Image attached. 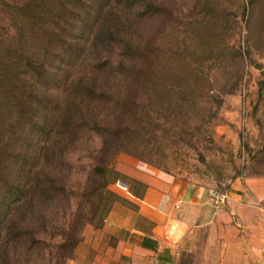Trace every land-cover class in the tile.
Listing matches in <instances>:
<instances>
[{"label":"trees","instance_id":"16d2710c","mask_svg":"<svg viewBox=\"0 0 264 264\" xmlns=\"http://www.w3.org/2000/svg\"><path fill=\"white\" fill-rule=\"evenodd\" d=\"M159 1L0 0V20L9 23L0 21V264H67L87 227L100 228L118 199L109 188L121 180L110 168L118 154L161 166L175 147L177 161L189 151L205 160L219 117L215 84L236 87L244 56H264L259 26L247 32L246 49L232 43L234 23L240 30L233 6L249 23L264 0H196L181 23L178 0H166L168 8ZM252 64L263 97L264 63ZM51 86L63 99L39 114L34 94ZM85 131L103 143L73 213L58 179ZM34 155L26 185H18L15 164Z\"/></svg>","mask_w":264,"mask_h":264},{"label":"crops","instance_id":"0c3cea01","mask_svg":"<svg viewBox=\"0 0 264 264\" xmlns=\"http://www.w3.org/2000/svg\"><path fill=\"white\" fill-rule=\"evenodd\" d=\"M123 173L129 185L110 187L118 199L67 264H185L199 249L201 264H264V177L207 185L140 163Z\"/></svg>","mask_w":264,"mask_h":264},{"label":"rangeland","instance_id":"374dc122","mask_svg":"<svg viewBox=\"0 0 264 264\" xmlns=\"http://www.w3.org/2000/svg\"><path fill=\"white\" fill-rule=\"evenodd\" d=\"M195 1L196 0H178L176 2L174 10L177 9L179 23L183 22L182 20L190 14ZM159 4L161 6H167V8L169 6L166 0H160ZM233 9L236 13V15H233L234 19L239 21L240 30L237 31V24L234 23V29H236L237 35L232 43H235L238 47L242 48V50H244V48L246 49L245 42L247 39V32H256L259 26L263 37L259 47L260 49H264V9L261 8V10H258L255 14L251 13V16H249V23L247 22L248 18L243 20L238 14L239 11L236 9V6H233ZM0 21H3L1 23L5 25L4 27L9 24L8 20L4 19V17ZM162 22L163 20L160 19L151 29L158 30ZM146 24L148 23L146 22ZM256 53L257 52H254L251 58L248 55L244 56L246 65L244 68V76L240 84L233 87V84L230 85L226 82L224 84L221 82L220 84V82H218L214 86V95L219 96L218 102H220L218 109L219 117L213 126V140L215 143L208 145L207 147L210 148L203 151L205 156L203 162H201V159L198 160L197 157H194L195 154L192 151H189L188 155H183V160L177 161L173 155L175 147L165 151L168 155L166 160L160 159L159 162H156L161 166L147 163L133 154L123 152L118 154L115 160L110 163V168L117 173L118 178L120 177L121 180L115 183L113 180L109 186L111 188L114 185H120V188L124 187L123 185L127 184L126 181L131 179L128 178L123 171H127L132 164L136 165L137 163H140V166L147 165L157 170L172 175L182 176L196 183L207 185H228L237 178L245 180L255 177H264V93L263 97L259 95V82L262 79V72L252 64L254 60L259 63H264V56H259V54ZM75 69L76 65L67 69L66 72L63 73L64 79L70 76ZM222 73L223 72H216V75ZM234 81L235 80H232V82ZM62 87L64 88V84ZM63 93V89L56 91L54 86L50 87L49 92L41 91L35 93L34 100H36V103L42 102L40 107H37L35 111L43 115L47 110H52L56 104L62 101ZM57 115L59 116L58 109L52 111L50 114V118L53 117V121H50L52 124L55 123ZM102 143L103 138L99 133L85 131L79 145L74 146L68 156L70 170L58 180L61 182L60 185H66L67 187L72 212L79 208L77 207V198L80 195L81 189L89 182L90 174L94 169L93 167L100 159L99 151L102 147ZM155 144L156 141L153 146L158 147L155 146ZM158 144L159 143H157V145ZM203 146L205 145H202V147ZM26 153L29 155V152ZM29 156H25L24 159H18V162L15 164L14 173L16 177L20 170V176L16 179L18 185H26L27 175L25 171L27 167L25 166L29 165L28 174L31 169L33 170V168H35L37 163L35 160L39 158L34 155L33 158L28 160ZM115 178L116 177H114V179ZM91 227L93 226H89L87 229ZM201 251V249L198 250L199 254L196 257L190 254L186 255L184 263L201 264L205 262L206 259ZM209 260L210 259H208V261Z\"/></svg>","mask_w":264,"mask_h":264},{"label":"built area","instance_id":"2783aa9c","mask_svg":"<svg viewBox=\"0 0 264 264\" xmlns=\"http://www.w3.org/2000/svg\"><path fill=\"white\" fill-rule=\"evenodd\" d=\"M212 197L215 199L216 203L224 201V197L217 192H213Z\"/></svg>","mask_w":264,"mask_h":264},{"label":"water","instance_id":"95a60500","mask_svg":"<svg viewBox=\"0 0 264 264\" xmlns=\"http://www.w3.org/2000/svg\"><path fill=\"white\" fill-rule=\"evenodd\" d=\"M127 185V184H126Z\"/></svg>","mask_w":264,"mask_h":264}]
</instances>
